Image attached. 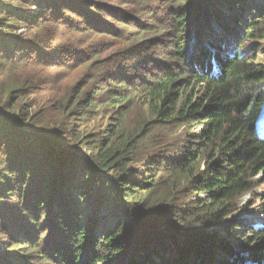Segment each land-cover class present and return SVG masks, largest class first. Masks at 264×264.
Here are the masks:
<instances>
[{
    "label": "trees",
    "instance_id": "1",
    "mask_svg": "<svg viewBox=\"0 0 264 264\" xmlns=\"http://www.w3.org/2000/svg\"><path fill=\"white\" fill-rule=\"evenodd\" d=\"M263 41L264 0H0V264H264Z\"/></svg>",
    "mask_w": 264,
    "mask_h": 264
},
{
    "label": "rangeland",
    "instance_id": "2",
    "mask_svg": "<svg viewBox=\"0 0 264 264\" xmlns=\"http://www.w3.org/2000/svg\"><path fill=\"white\" fill-rule=\"evenodd\" d=\"M253 6L254 5H251L252 8H253ZM254 11H255V9L253 10V12ZM250 15H253V13L251 12ZM262 43L264 44V41ZM259 54H260V60L259 61L264 63V49H261V52ZM57 72H59V71H57ZM72 76L73 75L68 71L67 72L66 71H60V73H57V75H54L53 83H50V85L42 84L41 90L47 89V91L44 93H41V94L38 93V95H37V98L41 104V107L44 106V108H45V106H47L49 102H52L51 99H52L53 94L62 93L66 87V84L73 79ZM74 76H76V74H74ZM52 106H53V102H52ZM38 107H36V108H38ZM260 133L261 134L264 133L262 121L260 122ZM256 180L259 181L257 186L251 192L243 195L239 199V202H240L239 206L243 207L246 205V206H248V208H243V209L239 210L237 213H235L233 215L232 219L233 220H240V221H242V220L248 221V222H252L254 224H257L259 226L260 225L264 226V213L260 210V207H259L260 205L264 204V171L259 173L258 176H256ZM190 199H195V196L192 195ZM223 223H224L223 225L230 227V229L232 227H234L230 221H228V222L225 221ZM242 230L243 229H241V228H239L237 230L234 229L235 232H240ZM222 232H223L224 238L228 242L235 244L233 236L229 235V231L224 232L222 230Z\"/></svg>",
    "mask_w": 264,
    "mask_h": 264
}]
</instances>
